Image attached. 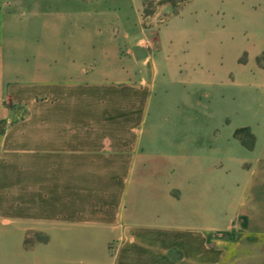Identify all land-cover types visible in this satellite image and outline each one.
<instances>
[{"label":"crops","instance_id":"crops-1","mask_svg":"<svg viewBox=\"0 0 264 264\" xmlns=\"http://www.w3.org/2000/svg\"><path fill=\"white\" fill-rule=\"evenodd\" d=\"M81 11L72 0H0V221L13 225L0 228V264H248L229 261L227 235L264 236V166L235 219L213 226L201 159L133 136L148 109L142 71L104 78L68 52L83 44L67 25ZM36 24L62 28L60 53L19 42L14 31Z\"/></svg>","mask_w":264,"mask_h":264},{"label":"rangeland","instance_id":"rangeland-1","mask_svg":"<svg viewBox=\"0 0 264 264\" xmlns=\"http://www.w3.org/2000/svg\"><path fill=\"white\" fill-rule=\"evenodd\" d=\"M72 1L82 11L67 25L84 39L67 51L104 78L142 71L148 109L133 136L157 154L189 151L200 158L214 184L211 224L231 223L242 188L264 166V0ZM14 32L23 44L61 51L62 28L36 24ZM243 127L255 136L253 148L248 135H235ZM2 227L13 225L0 221ZM227 240L231 262L264 258V236L229 233Z\"/></svg>","mask_w":264,"mask_h":264},{"label":"trees","instance_id":"trees-1","mask_svg":"<svg viewBox=\"0 0 264 264\" xmlns=\"http://www.w3.org/2000/svg\"><path fill=\"white\" fill-rule=\"evenodd\" d=\"M0 123H3V122H0ZM2 132H3V131H2ZM2 132H1V133H2ZM243 134H246V135H248V136L251 138L252 143H251L250 145H248V147H249V148H253V146H254V141H255V136L253 135V133L250 132V129L247 128V127L238 128V129L235 131V135H236L237 137H239V138H241V136H242Z\"/></svg>","mask_w":264,"mask_h":264}]
</instances>
